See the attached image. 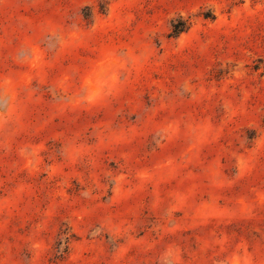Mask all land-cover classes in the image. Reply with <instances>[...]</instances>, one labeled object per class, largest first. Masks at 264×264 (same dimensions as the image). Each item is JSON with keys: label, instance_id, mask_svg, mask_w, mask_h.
I'll list each match as a JSON object with an SVG mask.
<instances>
[{"label": "rangeland", "instance_id": "obj_1", "mask_svg": "<svg viewBox=\"0 0 264 264\" xmlns=\"http://www.w3.org/2000/svg\"><path fill=\"white\" fill-rule=\"evenodd\" d=\"M0 264H264V0H0Z\"/></svg>", "mask_w": 264, "mask_h": 264}]
</instances>
